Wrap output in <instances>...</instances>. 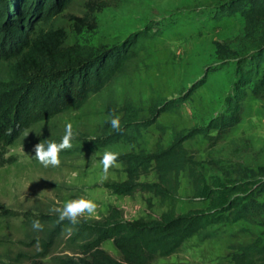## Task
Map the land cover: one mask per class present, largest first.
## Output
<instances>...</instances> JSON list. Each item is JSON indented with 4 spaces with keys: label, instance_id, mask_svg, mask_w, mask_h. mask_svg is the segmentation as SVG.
<instances>
[{
    "label": "rangeland",
    "instance_id": "1",
    "mask_svg": "<svg viewBox=\"0 0 264 264\" xmlns=\"http://www.w3.org/2000/svg\"><path fill=\"white\" fill-rule=\"evenodd\" d=\"M227 2L71 0L51 22L66 29L67 44L113 47L136 34L139 39L111 84L81 107L49 118L36 112L34 119V107L45 102V88L38 90L39 101L28 98L30 91L9 83L10 60L0 56V264H28L29 254L43 251L40 242L53 227L50 218L60 217L57 209L71 199L96 202L93 215L79 217L84 222L103 219L112 207L125 221H156L206 206L194 195L191 165L209 183L264 174V99L251 94L242 121L217 142L198 134L185 141L183 154L131 173L124 160L107 172L101 163L109 150L118 156L160 153L179 133L207 126L224 112L237 62L258 46L241 39L245 20L240 13H222ZM165 102V110L152 118ZM128 114L144 124L105 142ZM112 117L119 118V130L111 126ZM67 124L74 132L72 147L61 150L59 165L44 166L35 157V145L59 142ZM34 220L42 227L34 228ZM214 228L216 235L195 234L180 250L151 264H235L237 246L260 237L264 241V225L257 221ZM67 236L66 229L54 235L48 244L54 255L68 253ZM102 246L119 258L112 241ZM46 260L53 264L49 255Z\"/></svg>",
    "mask_w": 264,
    "mask_h": 264
},
{
    "label": "trees",
    "instance_id": "2",
    "mask_svg": "<svg viewBox=\"0 0 264 264\" xmlns=\"http://www.w3.org/2000/svg\"><path fill=\"white\" fill-rule=\"evenodd\" d=\"M70 2L0 0V56L10 60L9 83L30 91L28 98L34 101L40 100L38 90L45 88V102L34 107V119L37 113L49 118L84 105L123 72L139 39L136 34L128 42L113 47H93L80 42L67 44L66 29L51 22ZM222 13H240L245 20L241 39L258 44L250 56L237 62L224 112L207 126L179 133L160 153L118 156L117 160L127 163L130 173L183 154L185 141L198 134L217 142L242 121L244 101L250 94L264 99V0H229L223 4ZM44 104H49V109H44ZM166 104L152 118H158ZM124 120L120 131L108 135L105 142L120 140L128 130L144 124L135 114L126 115ZM190 168L195 177L194 195L207 201L205 207L165 215L156 221H125L113 207L103 219L91 223L79 220L72 224L66 218L54 216L49 221L53 227L45 230L47 238L40 242L43 251L29 254L28 264H48V255L53 264H151L180 250L195 234L216 235L217 228L212 226L239 220L264 225V174L209 183L202 174L198 176L196 167ZM63 229L68 232L64 241V251L68 253L54 255L48 244ZM109 240L119 251V258L103 248L102 244ZM236 249L231 259L235 264H264L263 238L240 244Z\"/></svg>",
    "mask_w": 264,
    "mask_h": 264
},
{
    "label": "clouds",
    "instance_id": "3",
    "mask_svg": "<svg viewBox=\"0 0 264 264\" xmlns=\"http://www.w3.org/2000/svg\"><path fill=\"white\" fill-rule=\"evenodd\" d=\"M111 126L117 130L120 128V120L118 117H112L110 119ZM74 135L73 128L71 124L66 125V130L64 136L59 142L48 141L45 143H38L35 145V157L44 166H56L60 164L59 153L61 150L72 147L71 139ZM119 153L113 151H105L101 163L103 165V170L107 172L110 166L117 162V157ZM97 208V204L92 199L87 198H76L67 201L62 209H57L59 211L60 219L67 218L72 224L79 222V217L82 214L93 215ZM87 218V217H85ZM34 228H40L42 225L38 220L33 221Z\"/></svg>",
    "mask_w": 264,
    "mask_h": 264
}]
</instances>
